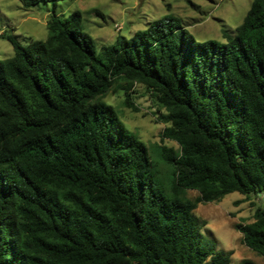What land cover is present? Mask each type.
<instances>
[{"label":"trees","instance_id":"obj_1","mask_svg":"<svg viewBox=\"0 0 264 264\" xmlns=\"http://www.w3.org/2000/svg\"><path fill=\"white\" fill-rule=\"evenodd\" d=\"M19 1L49 7L48 33L25 46L2 36L13 54L0 59V264H229L193 209L264 193V0L225 41L165 15L100 52L79 10ZM118 78L164 109L162 134L180 145L158 152L168 182L100 99ZM237 227L264 256V208Z\"/></svg>","mask_w":264,"mask_h":264},{"label":"rangeland","instance_id":"obj_2","mask_svg":"<svg viewBox=\"0 0 264 264\" xmlns=\"http://www.w3.org/2000/svg\"><path fill=\"white\" fill-rule=\"evenodd\" d=\"M250 3L251 0H61L56 12L67 15L79 10L83 29L92 36L100 52L118 36L130 37L165 15L178 18L187 34L197 41H225L223 34H234ZM48 15L49 7L43 3L24 8L19 0H0V59L13 54L11 43L3 35L14 36L23 46L32 39H45ZM100 99L112 105L120 122L146 144L152 159L163 171V180L168 182L169 165L161 160L158 152L162 148L177 152L180 145L162 134L169 125L160 118L164 109L143 85L128 86L122 78H118ZM198 195L197 190H185V196L191 200ZM256 207L264 208L263 192L243 195L233 191L218 201L198 202L193 214L205 238L216 250L229 254V264H241L243 259L264 264V256L243 243L237 227L253 220Z\"/></svg>","mask_w":264,"mask_h":264}]
</instances>
